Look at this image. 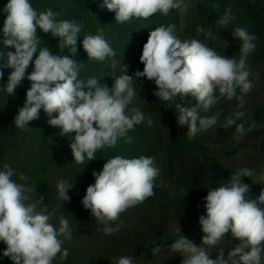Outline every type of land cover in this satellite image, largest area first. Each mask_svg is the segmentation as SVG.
I'll return each mask as SVG.
<instances>
[{
	"label": "clouds",
	"instance_id": "clouds-1",
	"mask_svg": "<svg viewBox=\"0 0 264 264\" xmlns=\"http://www.w3.org/2000/svg\"><path fill=\"white\" fill-rule=\"evenodd\" d=\"M99 7L114 12L115 21L123 24L134 18L146 20L157 13L167 16L171 10L187 11L190 4L186 0H102ZM3 11L7 15L0 41L4 45L0 48V80L5 68L10 71L0 90L8 96L15 95L25 78L30 81L14 124L26 130L29 122L39 119L43 110L50 126L58 127L61 136H70V148L77 164L85 165L95 160L99 150L115 148L121 138L131 144L133 138L128 133L136 125L146 122L152 126V119L138 107L129 109L138 96L136 81L140 77L154 82V95L158 99L175 104L177 124L187 126L189 142L198 133L218 126L221 112L210 117L201 115L202 112L207 113L222 99L236 98L242 107L244 97L255 86L249 79L253 73L247 61L256 49L257 37L245 27H236L231 33L241 42L239 59L221 55L196 38L182 41L175 35V25L156 27L150 30L139 58L144 65L143 71L128 75V66L123 65L122 74L114 77L109 88L95 77L86 81L80 77L85 63L73 57L78 52L82 23L74 19L58 20L59 13L51 8L38 12L30 0H8ZM234 19L231 8H227L218 23L222 29H227ZM37 29L58 38L60 51L64 53L67 48L69 54H53L47 46L39 47L41 39ZM82 47L88 60L104 62L116 55L102 29H98L97 34L83 35ZM6 48L13 50L6 51ZM30 65L32 71L28 73ZM111 67L115 69V60ZM238 90L240 95H237ZM178 95L181 99L194 98L195 106H182L177 102ZM244 116V112L237 111L222 126L225 130L235 126L238 141L255 127L253 123L246 130L244 124H237ZM160 173L152 156L126 158L116 155L107 159L101 171L92 173L95 182L87 187L81 201L96 223L103 225L97 230L106 235L120 231L121 214L155 195ZM14 175V169L5 163L0 170V241L6 245L3 256L13 264H53L61 252L66 258L68 251L62 249V245L65 239H72L69 220L61 216L59 227L53 225L51 214L46 210L37 211L36 203H28L29 194L35 188L16 182L12 179ZM251 176L252 170L240 169L225 183L208 191L204 205L206 213L199 217L204 234L200 245L181 233L179 222L172 226L179 238L171 243L169 251L181 254L182 264H264V209L258 206L264 204V190L257 198H249L250 188L242 182V177ZM19 179L27 181L28 177L21 173ZM72 186L73 183L63 179L57 182L60 201L70 200L68 190ZM43 201L41 196L38 203ZM228 233L240 243L229 250L225 258L220 246ZM202 245L214 250L219 247L216 258L212 259ZM152 252L154 255L161 253L162 248L153 247ZM113 262L134 264L130 256L113 258Z\"/></svg>",
	"mask_w": 264,
	"mask_h": 264
},
{
	"label": "rangeland",
	"instance_id": "rangeland-1",
	"mask_svg": "<svg viewBox=\"0 0 264 264\" xmlns=\"http://www.w3.org/2000/svg\"><path fill=\"white\" fill-rule=\"evenodd\" d=\"M186 2L190 4L187 11L171 10L167 16L157 13L146 20L134 18L121 24L115 21L114 12L99 7L102 0H30L38 12L51 8L59 13L56 19H74L83 24L81 36L78 37V52L73 57L85 63L80 77L85 81L95 77L109 88L114 83V77L122 74L123 65L128 66V75L134 76L135 71H143L144 65L139 59L143 45L150 30L161 25H175V35L182 41L189 37L196 38L217 53L237 59L241 42L232 36L233 29L245 27L257 37L256 49L247 61L253 73L249 79L255 86L244 97L243 106L239 107L240 102L236 98L230 101L222 99L210 111L201 113L210 117L221 112L217 128L202 131L189 142L187 126L177 124L175 104L158 99L154 95V82L140 77L136 81L138 96L129 109L138 107L146 117L152 119V126L146 122L136 125L128 133L133 138L131 144L121 138L115 148L99 150L97 158L85 165L73 160L70 136H61L58 127L50 126L47 122L49 117L43 110L39 119L29 122L26 130L15 126L14 119L24 104L30 81L25 78L15 95L8 96L0 90V170L7 163L16 173L13 180L35 188L29 194L31 199L28 203H36L37 211L46 210L51 214L50 222L57 228L59 218H67L72 229V239H65L62 245V249H67L68 256L65 258L61 252L53 264H112L113 258L122 256L132 257L134 264H182V255L169 251L171 243L179 238L172 226L179 222L181 233L200 245L204 234L199 217L206 213L205 197L210 189L225 183L238 170L248 168L252 170V176L242 177V182L249 185V198H257L264 190V0ZM7 3L8 0H0V41L7 15L3 9ZM216 4L218 8L213 7ZM227 8H231L235 19L227 29H222L218 21ZM201 28L203 31H200ZM98 29L103 30L116 53L115 57L104 62L88 60L82 47L83 35L97 34ZM37 35L41 39L39 47L47 46L53 54H69L67 48L64 53L60 51L59 40L51 33L37 29ZM3 47L0 43V48ZM113 60L116 61L115 69L111 67ZM3 71L0 86L7 82L10 70L5 68ZM31 71L30 65L27 72ZM237 95H240L239 90ZM177 102L184 107L196 104V100L190 96L181 99L178 95ZM237 111L245 113L237 124H244L247 130L255 123L253 130L246 131L239 141L235 126L226 130L222 127ZM71 135L74 136V133ZM116 155L126 158L141 155L155 157L161 173L156 180L155 195L122 213L120 231L106 235L97 230L103 225L96 223L81 201L87 187L95 182L92 173L101 171L106 160ZM21 173L28 177L27 181L19 179ZM61 179L73 183L68 190V201L58 198L56 184ZM41 196L44 201L38 203ZM258 206L264 209V204ZM239 243L231 233L226 234L225 242L220 246L224 249L225 258L228 251ZM156 246H160L162 252L154 255L152 249ZM202 247L207 248L212 259L218 255L219 247L216 250ZM5 249L6 245L0 241V264H13L3 256Z\"/></svg>",
	"mask_w": 264,
	"mask_h": 264
}]
</instances>
